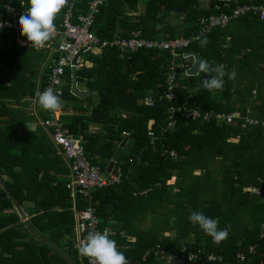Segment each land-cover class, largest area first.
I'll list each match as a JSON object with an SVG mask.
<instances>
[{
  "label": "trees",
  "instance_id": "1",
  "mask_svg": "<svg viewBox=\"0 0 264 264\" xmlns=\"http://www.w3.org/2000/svg\"><path fill=\"white\" fill-rule=\"evenodd\" d=\"M22 1L28 5L27 0ZM87 1L75 0L74 12L85 13ZM2 2L0 0V7ZM216 2L221 5L220 10L215 9ZM249 2L264 3V0H229V8L216 0H210L206 7L201 6L200 0H106L95 16L92 30L107 41L117 35L128 37L133 30H139L147 38L191 36L197 29V17L229 11ZM66 8L57 16L55 24ZM176 9H182L185 16L183 29L179 31L168 20ZM234 21L261 22L258 17L249 15L231 22ZM226 29H213L206 36V46L201 47L198 41L189 49L197 51L201 59L213 66L224 65L227 73L237 65L243 70L250 68L246 70L250 74L251 64L264 61V50L252 46L253 38H248L244 32L232 36L230 46L226 47ZM1 41L8 45L4 35ZM242 47L245 52L237 55L236 51ZM42 53L41 49L30 45L14 44L0 52L3 57L0 176L22 206L26 202L30 204L27 209L32 228L72 255V252L76 254L71 240L72 203L66 188L67 179L62 177L68 172L67 166L54 155L44 132L38 134L28 129L25 113L17 107L23 103V98H33L37 89L42 88L43 81L36 82L44 59ZM86 53V64L82 61L77 68V82L95 89L98 99L82 107L73 106V114H67L62 104V119L70 132L81 139L90 162L98 164L102 171L125 137L122 131L128 132L129 139L115 162L121 167V182L95 188L92 196L101 225L123 230L128 236V240L126 236H117L114 240L131 244L128 249L119 250L129 264H159L152 255L143 260V252L153 246L177 251L182 245L191 250L204 247L206 254L213 252L217 256L214 261H208L204 254L198 264H264V236H260V224L264 222V190L261 194L246 190L258 185L259 179L264 183V125L261 124L264 106L245 100L251 98L252 87L240 90L245 101L236 106L237 98L232 95L234 80L227 75L222 91H208L202 87L203 80L210 78L207 74H181L175 88L179 96L177 104L195 101L201 110L211 113V119L191 121L177 115L176 123L168 127L170 102L160 98L166 87L163 67L170 57L168 51L142 49L130 53L129 57H120L117 46L107 45L95 53ZM64 78L69 84L63 87L62 97L80 98L70 92L69 70ZM148 94L154 98L151 106L142 102ZM89 97L91 95L81 99ZM231 110L257 118L259 123L242 127L239 119L228 124L217 123L213 118L218 112ZM91 125L96 127L91 129ZM148 131L156 136L153 145ZM172 149L175 157L169 155ZM173 177L174 183L168 184ZM0 194H4L1 187ZM2 195L0 264H67L53 249L28 239L30 233L19 221L10 199ZM79 206H82L81 201ZM193 211L218 218V228L228 227V237L216 243L198 224L190 222ZM147 212L156 215L148 228L140 229L137 222L143 220ZM170 230L174 232L172 236L163 235ZM250 245L254 246L251 252ZM240 251L245 254L243 261L236 257ZM75 260L78 262L77 257Z\"/></svg>",
  "mask_w": 264,
  "mask_h": 264
},
{
  "label": "built area",
  "instance_id": "2",
  "mask_svg": "<svg viewBox=\"0 0 264 264\" xmlns=\"http://www.w3.org/2000/svg\"><path fill=\"white\" fill-rule=\"evenodd\" d=\"M222 1L223 7L229 8V0H216ZM106 0H88L87 11L85 13H75V0H69V6L65 9L61 19L56 23V32L50 41L47 42L44 49L47 50L46 60L43 69V85L38 89V92H43L46 88H53L62 98L64 91V76L66 70L75 66L76 70L79 66V56L84 52H89L95 49H100L107 45L117 46L119 49V56H128L130 53L139 50H166L169 52L170 57L163 67L165 74L166 87L163 90L161 97L166 99L168 105V123L167 126L171 127L176 123L177 115L185 120H202L209 121L211 113L208 110H201L195 101L183 102L177 104L179 96L175 88L178 84V77L183 73L188 75L186 71L191 67L192 61L188 62L189 55L185 54L189 51V47L193 42H198L204 37L209 35L215 28H224L232 20L241 16L249 15L258 17L264 20V3H242L229 11H220L217 13H210L208 15H201L195 21L196 32L191 36H177L171 38H147L142 36L139 30H133L128 37L117 35L112 41L100 39L92 30L95 16L98 14L101 5ZM24 4V6L21 5ZM27 4L19 0H4L0 7L2 14L0 15V22H8L10 26H5L0 30V52H5L8 45L3 44L1 36L7 41L14 40L19 46L29 45L27 38L21 36L20 28L18 25L19 17L26 13ZM216 10H220L221 5L216 2L214 4ZM11 9V11L9 10ZM12 33L10 40L7 33ZM199 37L200 39H195ZM6 41V42H7ZM21 41L24 43L22 44ZM81 52V53H80ZM80 53V54H79ZM79 54V55H78ZM78 55V56H77ZM77 56L76 63L73 64V59ZM181 57V60H178ZM3 65V57L0 56V67ZM34 103L38 104L37 94L31 99ZM145 105H153L154 98L151 94L145 95L142 98ZM39 106V104H38ZM40 107V106H39ZM41 108V107H40ZM42 109V108H41ZM44 110V109H43ZM64 110L61 108L59 111L52 112L44 110V115L40 118L39 124L46 131L51 142L56 147V153L61 155L69 165V174L66 181V188L70 192L71 197V211L73 214V248L76 251L78 264H91L87 257L79 254V242L87 236L89 232L103 233L105 230L109 233V238L114 239L117 236L124 238L126 235L123 230H117L110 226L101 225V218L97 216L96 207L93 203L92 191L95 188H101L107 185H113L121 182V167L116 166L114 163L110 171H102L98 164L90 162L85 147L79 137L73 135L69 128L62 121ZM217 123H233L240 120L238 123L244 126L257 125L259 120L257 118L248 116V114H240L237 111L218 112L213 117ZM264 125V122H261ZM126 135V131H122ZM150 138V144H154L156 139L152 131L147 132ZM169 155L175 157L176 152L172 149ZM258 185H251L246 190L255 194H261L264 190V183L259 179ZM141 193H145L142 191ZM135 194V193H134ZM80 196V200L78 199ZM81 201L82 206H79ZM261 234L264 236V222L260 224ZM127 237V236H126ZM119 250L128 249L130 245L126 242L116 243ZM249 252L254 249L253 245L249 246ZM206 253L204 247L198 250L188 249L186 245H182L180 249L168 250L161 246H153L147 248L143 254L142 259L145 260L149 256L158 259L162 264H174L186 262H198L202 255ZM207 260L214 261L217 256L213 252H208ZM236 257L239 261L245 259V254L240 251L237 252ZM39 264V263H35Z\"/></svg>",
  "mask_w": 264,
  "mask_h": 264
},
{
  "label": "clouds",
  "instance_id": "3",
  "mask_svg": "<svg viewBox=\"0 0 264 264\" xmlns=\"http://www.w3.org/2000/svg\"><path fill=\"white\" fill-rule=\"evenodd\" d=\"M28 7L26 13L18 20L21 36L27 38L30 47L40 50L56 32L55 20L61 11L69 6V0H27ZM24 6L23 3H21ZM11 11V9H9ZM10 26L8 22H0V30L5 26ZM160 26H158L159 28ZM195 39H200L195 37ZM23 44L24 42L21 41ZM207 38L200 40L201 47L206 46ZM198 72L207 74L210 78H205L202 87L208 91L223 90L224 77L227 75L230 80L236 77L235 71L227 73L224 65L213 66L207 60L201 59L198 62ZM39 106L46 110L56 112L62 108L60 96L53 88H46L43 92L37 93ZM32 131L31 125L29 126ZM189 220L193 225L199 227L213 238L216 243H220L229 235L228 227L218 228V218L212 219L201 212L193 211ZM79 254L89 258L91 264H129L123 252L119 251L116 241L109 238V233L105 230L100 232H89L86 237L80 240ZM77 262V261H76ZM78 263V262H77Z\"/></svg>",
  "mask_w": 264,
  "mask_h": 264
},
{
  "label": "crops",
  "instance_id": "4",
  "mask_svg": "<svg viewBox=\"0 0 264 264\" xmlns=\"http://www.w3.org/2000/svg\"><path fill=\"white\" fill-rule=\"evenodd\" d=\"M210 1V0H209ZM25 2V1H24ZM27 6H29V5H27ZM244 25V26H243ZM245 26H247V28H254L255 29V31H253V32H255V34L254 35H251V33H245V31L243 30L242 32H244L247 36H248V38H253V44H252V46H257L258 48H260L261 50H264V20H261V22H255V21H253V22H241V21H238V22H236V23H234V22H232V23H230L227 27H225V28H227L226 30H227V37L225 38V46L226 47H228V46H230V42H231V37L233 36L234 37V35L235 34H241L242 32L240 31V29L238 28V27H244L245 28ZM249 26V27H248ZM238 28V29H237ZM243 28V29H244ZM7 36H8V38H9V40H10V37H12V33H7ZM17 45L16 43H15V41L14 40H10V43H9V41H8V46L9 45ZM30 45V44H29ZM239 45H240V43H238L236 46H235V50L239 47ZM17 46H19V45H17ZM27 46V45H26ZM249 47H250V45H248ZM45 50L46 49H41V51L43 52L42 53V55H44V59H43V61H42V63H41V66L39 67V69H38V71H37V76H36V82H37V84H39L41 81H43L42 79H44V76H43V65H44V63H45V60H46V52H45ZM96 50H99V49H95V51ZM47 51V50H46ZM243 52H245V48L244 47H242V49H240V51L238 52V51H236V53H237V55H239L240 53H243ZM192 63H193V61H192ZM259 67H262V68H264V61L263 62H261V63H259V64H251V68H252V70H251V73H255L256 71H258V68ZM237 65H234L233 66V71H235V73L237 72ZM242 69V68H241ZM242 73L244 74V72H243V69H242ZM78 83V82H77ZM238 84V83H237ZM39 89V88H38ZM38 89H37V91H38ZM79 89H82V90H85V89H88V88H79ZM243 89V87H241V88H237V87H235L234 88V86L232 87V95H233V98L235 99V98H237V100H236V106H238L240 103H243L245 100H243L241 97H242V93L240 92V90H242ZM255 91L256 90V88H252V91ZM96 93V92H95ZM36 94H37V92H36ZM258 94V93H257ZM36 96V95H35ZM34 96V97H35ZM90 96V95H89ZM261 96V95H260ZM33 97V98H34ZM86 98V97H85ZM31 99L32 98H29V97H25V98H23L22 100H24L23 101V103L21 104V105H19V106H17L19 109H22L23 111H24V113H25V124H26V126L28 127V129H29V126L31 125V127H32V130H36V132L39 134V132L41 133V132H44V134L47 136V138H48V141H49V143L51 144V146L53 147V150H54V155H56V156H59L62 160H63V162L66 164V166H67V173H64L63 175H62V177L63 178H65V179H68V174H69V165H68V163L64 160V158L61 156V155H59V154H57L56 153V147L54 146V144L51 142V140H50V138L48 137V135H47V133H46V131L40 126V124H39V120H40V118L44 115V110L43 109H41L39 106H38V104H36V103H34L33 101H31ZM248 100H252V98H249ZM242 101V102H241ZM27 102H29V103H31V105H32V107L30 108V109H27V108H25L23 105L25 104V103H27ZM254 103H256V104H259V103H261L263 106H264V103L259 99V98H257L255 101H253ZM237 110V109H236ZM236 110H231V111H236ZM223 112H229V111H223ZM238 112V111H237ZM30 118V119H29ZM36 127H40L41 128V130H37V128ZM91 127H96L95 125H91ZM30 130V129H29ZM127 132V131H126ZM123 135V134H122ZM123 136H128V132H127V134L126 135H123ZM129 137V136H128ZM236 140V139H235ZM118 146V145H117ZM109 162V161H108ZM108 164V163H107ZM107 166V165H106ZM105 169H106V167H105ZM2 177V176H1ZM1 187V186H0ZM3 190V189H2ZM4 191V190H3ZM1 195V194H0ZM19 202V201H18ZM22 206V205H21ZM30 206V204L29 203H24L23 204V206H22V208H23V210H24V212H25V216H26V219H28L29 218V212H28V207ZM14 209V208H13ZM16 212V211H15ZM17 214V213H16ZM18 215V214H17ZM19 217V216H18ZM20 218V217H19ZM72 218H73V214H72ZM19 221H22L23 222V219H21L20 218V220ZM73 222H74V219H73ZM125 233V232H124ZM126 234V233H125ZM127 236V235H126ZM121 238V237H120ZM113 239V238H112ZM115 239V238H114ZM113 239V240H114ZM126 239L128 240V236L126 237ZM116 243H119V242H116ZM127 243V242H126ZM129 244V243H128ZM130 246H131V244H130ZM208 253V252H207ZM206 254V253H205ZM204 255V254H203ZM207 255V254H206ZM206 259H207V257H206ZM157 261L159 262V260L157 259ZM209 261V260H208ZM180 263V262H179ZM183 263V262H182ZM184 263H189V264H198V262H195V261H193V262H186V261H184ZM159 264H162V263H160L159 262ZM175 264V263H174Z\"/></svg>",
  "mask_w": 264,
  "mask_h": 264
},
{
  "label": "rangeland",
  "instance_id": "5",
  "mask_svg": "<svg viewBox=\"0 0 264 264\" xmlns=\"http://www.w3.org/2000/svg\"><path fill=\"white\" fill-rule=\"evenodd\" d=\"M14 1L16 2V0H14ZM200 1H201V6H203V7H206L207 4L209 3V0H200ZM140 8L142 9L143 6L140 5ZM168 20L177 29V31L182 30L183 29V26H184V23H185V16H184L183 10L182 9H176L168 17ZM234 23H236V22L234 21ZM238 28L240 29L241 32L244 30L245 33H251V35H254L255 34V32H253V31H255L254 28L253 29L252 28H247V26H245V28L244 27H241V28L238 27ZM45 52L47 53L46 50H45ZM91 52L95 53L96 51L95 50H92ZM41 56L44 57V55H41ZM79 60H80L79 61L80 64H81L82 61L84 62V64H86V61L88 60V53L84 52V53L80 54ZM178 60L180 61L181 60V57H178ZM191 61L192 60H188V62H191ZM249 69H247L245 67L244 70H243L244 71V74H243L241 67H238L237 68L236 77H235V79L233 81V86H234V88L235 87H237V88L243 87L244 89L246 87L249 88V89L251 87L252 88H256L255 91L254 90L252 91V95L250 96L252 98V102L255 101L257 98H259L264 103V68L259 67L258 68V71H256L255 73L248 74L246 70H249ZM67 71H68V69L66 70V72ZM182 75H183V73H182ZM63 84H64V86L65 85L68 86L69 81H67V80L64 79V83ZM77 87L78 88H87L86 85H85V83H81V82H78L77 83ZM97 99H98V96L96 95V93H94V94L91 95V97H89L86 100L85 99H81V98H76L74 100H72V99L70 100V99H66V98H63V97L60 100H61V104H63V105L66 106L65 112L67 114H73L74 112L71 111V108H73V106L82 107V106H84V105H86L88 103L96 102ZM246 101L247 102H251L248 99H246ZM23 106L25 108H27V109H30L32 107L31 103H29V102L25 103ZM250 111L251 110L249 109V112ZM66 119H68V118L66 117ZM62 121H63V119H62ZM36 128H37L38 131L41 130L40 127H36ZM91 129H94V127H91ZM234 141H237V138ZM124 152L126 153L127 150L125 149ZM174 181H175V177H173V180L172 181L168 180L167 183L168 184L169 183L172 184V183H174ZM154 215H156V214H151V212H147L145 218L143 220H141L140 222H137V225L136 226L138 228H140V229L148 228L152 224V221H153L152 218H153ZM173 233L174 232L170 230L169 232H164L163 235H170V236H172ZM189 239H192V237H189ZM71 240H74V236L71 238ZM72 255H73V257L75 256V258H76V254L74 252H72Z\"/></svg>",
  "mask_w": 264,
  "mask_h": 264
},
{
  "label": "water",
  "instance_id": "6",
  "mask_svg": "<svg viewBox=\"0 0 264 264\" xmlns=\"http://www.w3.org/2000/svg\"><path fill=\"white\" fill-rule=\"evenodd\" d=\"M2 14V10H0V15ZM81 53V52H80ZM79 53V54H80ZM78 54V55H79ZM185 54L189 55L190 60L193 61L191 67L186 71V73L188 75H197L199 72L198 70V62L199 60H201V57L199 55V53L195 50H189L186 51ZM77 55V56H78ZM77 56L73 59L72 63L75 64L76 63V59ZM70 92L80 98H85L89 95H92L96 92L95 89H79L77 87V70L76 67L73 66L70 69ZM129 137L125 136L120 143L118 144V146L116 147L111 159L109 160L107 166H106V171H110L111 168L113 167L114 163L118 160V157L121 153L122 148L125 146L126 142L128 141ZM0 186L1 188L4 190V194L2 195L5 198H9L14 210L16 211V213L18 214V216L23 219V223L27 229V231L30 233L29 236V240L30 241H37L40 243L45 244L46 246H48L49 248L53 249L54 251H56L58 253V255L63 258V260L67 263V264H78L75 260V258L70 255L68 252H66L63 248H61L60 246H58L56 243H54L53 241L49 240L48 238L39 235L31 226L30 222L28 221V219H26L25 216V212L21 206V204L18 202V200L15 198V196L8 190L5 181L3 180V178L0 176Z\"/></svg>",
  "mask_w": 264,
  "mask_h": 264
}]
</instances>
